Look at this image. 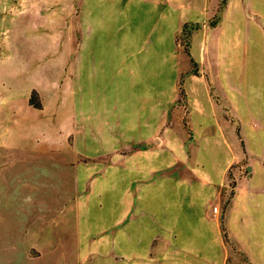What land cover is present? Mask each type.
Returning <instances> with one entry per match:
<instances>
[{"label": "rangeland", "instance_id": "obj_1", "mask_svg": "<svg viewBox=\"0 0 264 264\" xmlns=\"http://www.w3.org/2000/svg\"><path fill=\"white\" fill-rule=\"evenodd\" d=\"M220 1L0 0V264H251L264 0Z\"/></svg>", "mask_w": 264, "mask_h": 264}, {"label": "crops", "instance_id": "obj_2", "mask_svg": "<svg viewBox=\"0 0 264 264\" xmlns=\"http://www.w3.org/2000/svg\"><path fill=\"white\" fill-rule=\"evenodd\" d=\"M206 36L203 44L207 48ZM259 163L256 169L252 163L247 168L248 175L237 184L225 215L229 238L251 264H264V236L258 232V227L264 223V161ZM254 176H258L255 181ZM233 223L237 224V229L231 233Z\"/></svg>", "mask_w": 264, "mask_h": 264}, {"label": "trees", "instance_id": "obj_3", "mask_svg": "<svg viewBox=\"0 0 264 264\" xmlns=\"http://www.w3.org/2000/svg\"><path fill=\"white\" fill-rule=\"evenodd\" d=\"M226 5H227V0H221V1H220L219 9H220V10H224V9L226 8ZM213 27H214V26H213ZM185 28H186V26L183 25L182 30H181V34H185V35H186ZM188 57L190 58V61L192 62V58L190 57L189 54H188ZM29 103H30L33 107H35V108H38V107H39L38 104L36 105L34 102H32V98L29 99ZM223 232H224V230H223ZM225 240H226V237H225Z\"/></svg>", "mask_w": 264, "mask_h": 264}]
</instances>
